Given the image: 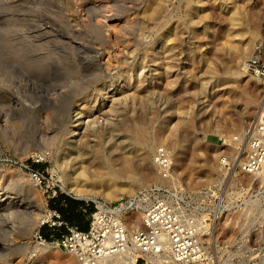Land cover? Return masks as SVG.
Returning <instances> with one entry per match:
<instances>
[{
  "label": "rangeland",
  "instance_id": "1",
  "mask_svg": "<svg viewBox=\"0 0 264 264\" xmlns=\"http://www.w3.org/2000/svg\"><path fill=\"white\" fill-rule=\"evenodd\" d=\"M259 43L264 0H0V188L29 205L0 215V264L72 263L37 240L40 217L60 195L92 211V200L157 183L159 146L173 151L193 212L209 211L217 199L204 204L201 192L219 183V155H236L244 141L234 137L260 103L262 82L242 68ZM236 44L248 49L236 54ZM262 177L235 169L225 184L228 207L206 239L216 263L244 264L259 245ZM108 179L127 192L113 194Z\"/></svg>",
  "mask_w": 264,
  "mask_h": 264
},
{
  "label": "built area",
  "instance_id": "2",
  "mask_svg": "<svg viewBox=\"0 0 264 264\" xmlns=\"http://www.w3.org/2000/svg\"><path fill=\"white\" fill-rule=\"evenodd\" d=\"M243 67L247 75L261 80L262 89L257 112L245 134L247 150L241 167L248 174L261 175L264 173L263 43L255 46ZM227 157L224 154L220 158L223 175L219 183L201 192L204 204H209L213 196L217 199L209 211L200 206L198 213L193 212L172 177V150L160 146L155 161L162 180L115 201L92 200L95 204L92 211L88 207L90 203L82 207L85 214L89 213L88 229L69 223L54 210L51 219L41 222L36 238L41 244L52 243L74 255L77 264H219L206 239H214L228 207L225 184L232 177L234 163ZM32 177L43 183L40 172H33ZM135 214L140 217L139 228L130 231L128 226H134L131 220ZM45 224L59 232L44 235L41 227ZM61 228L64 230L60 231ZM261 232L259 245L252 249L244 264H264V226Z\"/></svg>",
  "mask_w": 264,
  "mask_h": 264
},
{
  "label": "bare ground",
  "instance_id": "3",
  "mask_svg": "<svg viewBox=\"0 0 264 264\" xmlns=\"http://www.w3.org/2000/svg\"><path fill=\"white\" fill-rule=\"evenodd\" d=\"M167 3V2H166ZM35 7V6H34ZM42 7V6H41ZM155 8V7H154ZM153 10V9H152ZM42 13V12H41ZM45 14V13H44ZM35 15V14H34ZM42 16V15H41ZM44 16V15H43ZM155 19V18H154ZM45 20V19H44ZM70 20V19H69ZM46 22H47V20H46ZM51 22V21H50ZM231 22L234 24V25H238V24H240L241 23V17H240V15H238V14H232V16H231ZM52 23V22H51ZM50 24V23H49ZM54 25V24H53ZM55 26V25H54ZM46 27V26H45ZM57 28H59V27H57ZM39 29V28H38ZM37 29V30H38ZM57 30V29H56ZM98 30V29H97ZM42 31V30H41ZM39 32V31H38ZM53 34V33H52ZM23 35V34H22ZM33 35H35V34H33ZM36 36H38V35H36ZM48 36V35H47ZM25 37V36H24ZM43 37V36H42ZM61 37V36H60ZM39 40V39H38ZM49 41V40H48ZM142 41V40H141ZM229 41V40H228ZM230 42V41H229ZM13 43V42H12ZM54 43V42H53ZM74 44H76V43H74ZM100 45V44H99ZM20 46V45H19ZM18 47V46H17ZM25 47V46H24ZM57 47V46H56ZM43 48V47H42ZM107 49V48H106ZM124 49V48H123ZM245 49H248V47H242V46H240V45H238V44H236V45H234V48H233V50H234V52L236 53V54H244V50ZM9 50V49H8ZM21 51V50H20ZM38 52V51H37ZM41 52V51H40ZM21 53V52H20ZM13 55V54H12ZM251 55V54H250ZM250 55H248V56H250ZM247 56V57H248ZM27 57V56H26ZM246 57V58H247ZM81 58V57H80ZM245 58V59H246ZM109 59V58H108ZM245 59L243 60V62H242V68H243V70H244V67H243V63H244V61H245ZM110 60V59H109ZM83 61V60H82ZM85 61V60H84ZM22 63V62H21ZM85 63V62H84ZM105 63V62H104ZM90 67V66H89ZM17 71V70H16ZM19 71V70H18ZM245 71V70H244ZM53 73V72H52ZM246 73V72H245ZM71 74V73H70ZM95 74V73H94ZM88 75V74H87ZM90 76V75H89ZM23 78V77H22ZM87 78V77H86ZM76 79V78H75ZM79 79V78H78ZM260 80V79H259ZM70 81V80H69ZM261 81V80H260ZM55 84V83H54ZM68 84V83H67ZM56 88V87H55ZM58 89V88H57ZM60 89H62V88H60ZM72 89H75V88H72ZM71 90V89H70ZM74 91V90H73ZM71 93V91H68V92H63L61 95L62 96H69V94ZM73 93V92H72ZM74 94V93H73ZM61 96V97H62ZM65 98H68V97H65ZM70 98V97H69ZM64 99V98H63ZM48 100V99H47ZM65 100V99H64ZM27 101V100H26ZM66 101H68V100H66ZM51 103H52V101H51ZM53 105V104H52ZM4 112V111H3ZM253 111H251V113H252ZM78 113H82V111H80V112H78ZM53 114V113H52ZM4 121V120H3ZM3 123L4 122H2V119H1V115H0V130L3 128ZM46 124V123H45ZM247 128L248 127H246L245 128V130L243 131V133L241 134V138L239 137V136H237V135H235V139H238V141H240V142H242V141H244L243 142V145L241 146V143H240V146L239 147H237L238 148V151L236 152V155L235 154H232L231 153V155H230V153L229 152H225V151H223L220 155H219V165H221L220 164V158L222 157V155H227L230 159H231V161L234 163V171H235V169L236 170H239V171H241L242 173H246V172H244L243 170H242V167H241V163H242V161H243V159H244V155L246 154V150H247V142H246V140H244L245 139V134H246V132H247ZM61 131V130H60ZM85 132L87 133V134H92V130L89 128V126H87V127H85ZM59 133V132H58ZM61 140V139H60ZM78 140V139H77ZM79 141V140H78ZM54 143V142H53ZM62 143V142H61ZM149 143V142H148ZM148 143H146L147 145H148ZM235 143V142H234ZM52 144V143H51ZM61 145V144H60ZM78 146V145H77ZM236 146V145H235ZM160 147V146H159ZM236 148V147H235ZM158 149V148H157ZM157 151V150H156ZM156 151H155V153H156ZM63 152V151H62ZM143 153L142 152H140L139 153V157H140V159H144L145 158V155H142ZM172 157H173V151H172ZM227 157V158H228ZM154 162H155V164H156V161H155V155H154ZM156 166H157V164H156ZM158 167V166H157ZM262 179L264 180V173H262ZM108 181V184L111 186V182L112 181H110L109 179L107 180ZM115 186H111V190H113L112 191V193L113 194H115L116 196H120V195H123L124 194V192H127L126 191V188L123 186V185H119V186H117L116 188H114ZM2 188H0V215H3L4 213H6V212H8V210H10V208H12V209H18L19 211H24V209L26 210V209H28V203H25V202H22L21 200H19V199H16V197H14V196H4V194L2 193ZM140 190H138V192H139ZM25 192H27V191H25ZM5 193V192H4ZM137 193V192H136ZM131 194H135V193H131ZM124 196V195H123ZM122 196V197H123ZM118 200V199H117ZM257 201V200H256ZM256 201H255V203H256ZM258 201H260V200H258ZM108 202V201H107ZM109 202H111V201H109ZM264 207V206H263ZM30 208V207H29ZM21 209V210H20ZM11 211V210H10ZM51 216V217H50ZM52 216H53V213H51V211H49V212H47V214H44V215H42L41 217H40V219H43V221H47V220H49V219H51L52 218ZM127 216H131L130 214H128ZM37 218V217H36ZM42 221V222H43ZM140 221V217H138L136 214L133 216L132 215V220H131V223H133L134 224V226H128V228H129V230L130 231H133L134 229H137V228H139V222ZM41 224V223H40ZM4 244H6V242H2V241H0V247H3L4 246ZM45 245V244H44ZM46 245H49V244H46ZM70 254V253H69ZM71 256H73V262L72 263H70L69 262V264H77V259H76V257L74 256V255H72V254H70ZM52 264H60V263H55V262H53Z\"/></svg>",
  "mask_w": 264,
  "mask_h": 264
},
{
  "label": "trees",
  "instance_id": "4",
  "mask_svg": "<svg viewBox=\"0 0 264 264\" xmlns=\"http://www.w3.org/2000/svg\"><path fill=\"white\" fill-rule=\"evenodd\" d=\"M67 202V207L62 204L63 195L55 199L53 207L60 213L62 218L70 223L78 224L82 229H88L89 223L85 221V215L78 206L73 205V201L69 197H64ZM44 235L49 236L50 233L46 229H42Z\"/></svg>",
  "mask_w": 264,
  "mask_h": 264
},
{
  "label": "crops",
  "instance_id": "5",
  "mask_svg": "<svg viewBox=\"0 0 264 264\" xmlns=\"http://www.w3.org/2000/svg\"><path fill=\"white\" fill-rule=\"evenodd\" d=\"M81 211H82V209H81ZM82 213L85 215V213L82 211ZM70 223V222H69ZM71 224H75V223H71ZM75 225H78V224H75ZM79 226V225H78ZM80 227V226H79Z\"/></svg>",
  "mask_w": 264,
  "mask_h": 264
}]
</instances>
